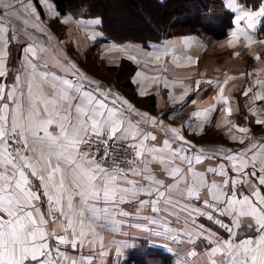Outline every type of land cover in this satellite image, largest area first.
Segmentation results:
<instances>
[{
	"label": "snow or ice",
	"instance_id": "snow-or-ice-1",
	"mask_svg": "<svg viewBox=\"0 0 264 264\" xmlns=\"http://www.w3.org/2000/svg\"><path fill=\"white\" fill-rule=\"evenodd\" d=\"M225 7L236 12L229 47L241 37L251 41L249 32L264 17V5L246 11L238 0H226ZM33 16L35 20L30 19ZM21 19L25 28L16 29L13 21ZM38 21L31 0H0V42L5 48L10 32L12 40L29 37L28 27L43 32ZM46 50L39 39L27 43L29 58L15 83H0V264H63L67 256L60 245L71 244L76 249L89 236L93 247L100 240V255L105 256L108 253L100 234L119 233L125 226L171 241L176 246L171 250L178 258L183 256L178 264H187V257L196 253L184 255L180 245L196 235L194 226L203 235V225H197L199 217L213 220L229 234L227 239L214 236L209 240L214 246L204 254L206 264H264V142L239 151L208 153L173 127L168 129L173 136L162 146H149L147 141H155L156 136L133 116L153 125L155 117L136 111L110 90L103 91L75 64L69 62L66 69L71 78L43 71L49 67L41 56ZM6 55V51L0 52V77L6 76ZM257 84L264 92V81ZM250 92L247 89L244 95ZM255 101H264V95L257 93ZM225 111L230 113V109ZM255 122L264 126V119ZM161 127L168 128L162 122ZM239 131L247 134L250 130L241 127ZM245 138H240L241 144ZM99 144L104 145L103 155ZM121 144H126L123 155ZM217 156L231 162V176L224 164L198 169L204 160ZM154 165L160 166L163 178ZM209 174L223 179H209ZM252 177H258V182L253 183ZM242 186L251 191H241ZM205 192L207 198H203ZM42 197L47 199V213L42 211ZM129 204L136 205L135 218L146 223L129 224L133 213L124 208ZM58 218L63 235L49 230ZM244 228L247 231L241 238ZM119 244L117 254L127 246L123 241ZM92 260V256L81 258L82 262Z\"/></svg>",
	"mask_w": 264,
	"mask_h": 264
},
{
	"label": "crops",
	"instance_id": "crops-1",
	"mask_svg": "<svg viewBox=\"0 0 264 264\" xmlns=\"http://www.w3.org/2000/svg\"><path fill=\"white\" fill-rule=\"evenodd\" d=\"M31 2L36 16L39 17L38 23L43 32L28 27L29 37L20 35L17 39L12 40L10 32L8 34L9 43L7 48L0 42V52H7V55L3 58L6 76L0 77V83H5L9 86L15 83L17 74L22 72L25 60L29 58L25 52L27 43L39 39L47 49L41 54L42 59L47 60L49 64L47 69H42L43 71L71 78L70 72L66 71V69L70 67V63L75 64L76 68L88 80L96 81L103 91L107 92L110 90L115 95L128 100L136 111L148 113L149 117H155L156 124L160 125V127L158 126L159 129L155 128L154 126L156 125H153L150 121L144 123L143 117L133 116V120L142 121L141 126L147 132L160 137L161 141L159 142L156 140L147 141L149 146H162L163 141L168 139L169 135L172 134L168 129L174 127L180 130L187 140L192 141L198 147L199 143L193 138L194 142L189 135L199 134V125L203 127L214 124L215 119L221 113L220 118L222 119L236 118V113L239 111L238 104V111L233 116L231 112L225 111L226 108L224 106L220 105L217 109L215 106L216 103H230L231 100L228 98L230 96L229 89L224 91V86H229L231 82H235V85H238L240 98L246 97L244 92L247 89H251L249 96L253 94L254 100L257 93L261 95L264 93L261 92L260 85L257 84V81H264V43H261V41H264V28L262 29L264 17H260L256 28L250 30L251 41H246L241 37L240 41L232 47L228 45L230 32L234 30L233 18L236 14L232 9H229L233 13L232 25L228 29L227 36L218 42H213L194 34H184L172 36L160 42H150L147 46H143L134 41L119 43L109 39L100 27V17L88 16L83 9L60 12L53 0H31ZM225 2L226 0H221L224 7ZM238 3L243 5L246 11L259 10L264 5V0L261 1L256 9L248 8L241 0H238ZM208 17L211 21L218 23L215 16L206 15V21ZM30 19L35 20V16L30 17ZM93 20H99L100 22L91 24L80 23V21ZM13 26L16 29H24L23 19L19 21L14 20ZM242 27H246V25H242ZM215 44H218L217 47H221V49L215 50ZM216 51L222 52V61H219L220 57L216 59L212 55ZM234 53H239V55H234ZM257 54L260 56V59L255 58ZM87 56L91 57L90 59L88 58L89 65L85 63ZM189 57L191 59H188ZM211 57L212 61L210 60ZM92 58L93 60H91ZM122 58H126L136 66V70L132 75L134 93L140 97L152 95L155 103L154 109L140 103H135L133 98H129L116 85L104 82V79L97 75L98 70L106 71L108 67L117 65ZM207 61L210 62L207 63ZM204 70L206 71V75L202 73ZM208 70L212 72L209 76H207ZM214 71H222V75L217 76L219 79L214 78ZM242 73L243 75H241ZM228 77L232 78L228 79ZM225 80H227V83H224ZM197 81L200 82L198 86ZM141 93L144 94L141 95ZM234 96L236 97H233L234 100L238 102V96L236 94ZM142 101L147 103L145 99ZM260 102L264 103V101ZM192 104H199V108L203 111V115L198 121H194L196 116L191 113V109H193ZM227 109H230V105L227 106ZM161 122L164 126H168V128L162 130ZM255 139V143L264 142V138ZM202 147L208 153H214V151L221 149H231L227 148L226 144L221 145V148L217 150L213 146L203 145ZM220 164L225 165L231 176V162L223 160L220 156H217L215 159H206L197 167L199 170L204 171L208 167H218ZM159 167V165H154L157 175L163 178ZM259 167L260 165L257 164V169ZM209 179L222 180L223 178L209 174ZM251 179L253 183L258 182V177H252ZM33 183L39 186L40 182L33 179ZM240 190L251 191L247 186H242ZM261 191L264 192V187L261 188ZM203 198H207L206 192L203 194ZM197 206H202V203ZM41 207L42 211L47 213L48 204L47 199L44 197L41 200ZM124 208L126 211L133 213V216L129 218L130 225L146 223L135 218L136 205H124ZM148 211V209L145 210L146 213ZM219 219H222L225 223L231 222L227 217H219ZM59 224L58 218L56 223L50 224L49 230H55L58 235H63L64 232L59 227ZM197 225H203V235H200L201 230L194 226L192 231L196 235L192 236L191 239L185 238V242L180 245V248L184 250V255L190 252L196 253L195 256L187 257V264H206L204 254L208 248L214 246V244L209 243V240L214 239V236H218L221 239H227L229 236L228 232L220 227L219 224L205 217H199ZM246 231V228L241 229V238ZM101 234L104 248H106L104 251L108 253L107 255H100L101 247L99 239H97L95 247L88 243V240L92 239L89 236L82 246H77L79 248L90 247L89 254L85 252L77 253L76 251L67 252L62 249L67 256V260L63 262L72 264V261L76 260L77 264H112V262L118 260L112 258L118 256L115 249L117 246H120L119 242L121 241L127 244L126 247L133 246V250L137 248L136 251L141 248L139 245L143 244L146 247H153L151 249L157 247V249L170 255L171 264H178V259H183V256L178 258L176 253L171 250L176 247L171 241L152 237L143 229H138L134 226H125L119 233L103 232ZM68 239H72L71 229H69ZM60 246L63 248L71 247V244ZM87 256H92L93 260L91 262H82L81 258ZM126 257L128 258V256Z\"/></svg>",
	"mask_w": 264,
	"mask_h": 264
},
{
	"label": "trees",
	"instance_id": "trees-1",
	"mask_svg": "<svg viewBox=\"0 0 264 264\" xmlns=\"http://www.w3.org/2000/svg\"><path fill=\"white\" fill-rule=\"evenodd\" d=\"M60 12L83 9L88 16L101 19V29L113 41H134L147 46L172 36L194 34L218 42L228 34L233 13L221 0H53ZM262 0H241L250 9H256ZM113 3V4H111ZM215 16L218 23L205 21V16ZM264 28V23L262 29ZM135 64L126 58L108 67L114 80L123 83L138 103L154 109V97L137 96L133 91L132 75ZM122 86L124 87V85ZM147 103H144V99ZM133 99V100H134ZM158 264H171L168 253L157 250L150 254ZM133 261V259H131ZM141 263L135 260L133 262ZM134 264L127 261L124 264Z\"/></svg>",
	"mask_w": 264,
	"mask_h": 264
},
{
	"label": "rangeland",
	"instance_id": "rangeland-1",
	"mask_svg": "<svg viewBox=\"0 0 264 264\" xmlns=\"http://www.w3.org/2000/svg\"><path fill=\"white\" fill-rule=\"evenodd\" d=\"M111 4H113V3H111ZM207 21H209L211 23H217L216 21H211L209 19V17L207 18ZM217 45L218 44L214 45L215 46L214 49L215 50L221 49V47H217ZM212 55L214 56V58L216 57V59L218 57H220L219 61H222V57H221L222 52L216 51V53L212 54ZM88 58L90 59L91 57H88V56L86 57V60H85L86 65H89L88 64ZM91 60H93V58ZM210 60L212 61V57L210 58ZM208 62H210V61H207V63ZM107 71H108V69H106V71L98 70L97 75L102 77V79H104V82L113 83L119 89H121L123 91V93H126L127 95H130V97H132V95H131L132 93L131 94H130V92L127 93L128 89L123 84L125 82H120L119 80L117 82L116 80H114V76L112 75V73L109 74ZM202 73L206 75L205 70ZM211 73L212 72H210L208 70L207 76H209V74H211ZM221 73H222V71H220V72L214 71L213 72L214 78L219 79L218 77L222 75ZM122 84L124 85V87L122 86ZM248 88H249V86H248ZM228 89L230 92V96L228 97L231 100L230 103H222V104L216 103L215 106L217 109V107H219L220 105L224 106L225 108H227V106L230 105V112L233 116V114H235L238 111V107H237V104H238L239 111L236 113V118L234 117L232 119H222V118H220L222 115V113H221L215 119L214 124H209V125L203 126V127L199 126L198 127V130H199L198 133L199 134H193V135L190 134L189 135L193 141L195 139V141L199 143V145H197L198 146L197 148H203L202 146L205 145V146H213V148L217 150L218 148H221V145L226 144L228 146L227 148H231L233 150L238 151V149H242L251 143H255V141H256L255 138H258V139L264 138V126L257 125L255 122L256 119H264V103H261L260 101L255 102L253 94H251V96L248 95L244 98H240L239 91H238L239 87H238V85H235V82H231L229 86L228 85L224 86V91L228 90ZM234 94H236V96H238V99H237L238 102H236V100H234V98H236L234 96ZM263 95H264V93H263ZM134 101H135V103H138L136 99H134ZM192 105H193V109H191L192 114L196 113V112H202L203 113L202 109L199 108V106H200L199 104H192ZM216 112H217V110H216ZM256 114H257V116H256ZM200 118H201V116H196L194 121H198V119H200ZM155 125L156 126H154V127L159 129L160 125H158V124H155ZM234 126H238V127H234ZM241 127L248 128L250 131L247 134L241 133L239 131V128H241ZM179 132L182 135V132L180 130H179ZM233 135H235L237 138L232 139L231 137ZM172 136H173V134L169 135V138H171ZM241 137H246L244 140V144L240 143ZM156 141L157 142L161 141L159 136H156ZM214 152H218V151H214ZM100 235L102 236V234H100ZM54 245H55V241H54ZM139 247H141V248H139V250H137V251H136L137 248H135L133 250V246L122 247V252L120 254H118L117 257L112 258V259H118V260L112 262V264H124L127 261H131V263H134V264H158V262H159L158 258L155 259L154 257L150 256L151 253L158 250L157 247H154L155 249H151L153 247H146V246H144V244L139 245ZM62 249L67 251V252L76 251L77 253L85 252L87 254H89V252L91 250L90 247H86V248L85 247H81V248L77 247L76 249H73L72 247H64L63 248L62 246H60L61 251H62ZM105 249L106 248H104V250ZM126 256H128V258ZM123 257H124V259L126 257V259L125 260L122 259ZM131 259H133V261H135V260L141 261V263H138L137 261L133 262ZM64 264H67V263H64ZM81 264H87V263H81ZM91 264H96V263H91Z\"/></svg>",
	"mask_w": 264,
	"mask_h": 264
},
{
	"label": "built area",
	"instance_id": "built-area-1",
	"mask_svg": "<svg viewBox=\"0 0 264 264\" xmlns=\"http://www.w3.org/2000/svg\"><path fill=\"white\" fill-rule=\"evenodd\" d=\"M97 147H99V149H100V154L103 155L104 145H103V144H99V145H97ZM118 147L121 149V154L123 155V154H124V153H123V150H124V148L126 147V144L118 145ZM130 154H131V153H129V155H130Z\"/></svg>",
	"mask_w": 264,
	"mask_h": 264
}]
</instances>
